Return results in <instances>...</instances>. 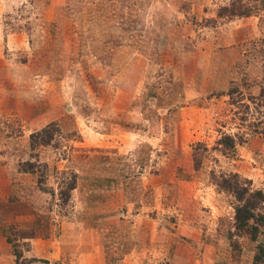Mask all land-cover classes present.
<instances>
[{"label":"rangeland","instance_id":"374dc122","mask_svg":"<svg viewBox=\"0 0 264 264\" xmlns=\"http://www.w3.org/2000/svg\"><path fill=\"white\" fill-rule=\"evenodd\" d=\"M261 4L0 0V264H256Z\"/></svg>","mask_w":264,"mask_h":264},{"label":"trees","instance_id":"16d2710c","mask_svg":"<svg viewBox=\"0 0 264 264\" xmlns=\"http://www.w3.org/2000/svg\"><path fill=\"white\" fill-rule=\"evenodd\" d=\"M261 2V6L264 7V0H261ZM227 7L224 6L226 11H228ZM251 12V7L245 6V8H229L228 13L248 15ZM260 82L257 102L264 105V58ZM258 121L263 122L261 116ZM217 140L226 148H232L235 145L234 138L227 133H223ZM244 181L246 180L238 177L236 173H228L220 176L218 185L228 190L236 199L234 226L239 230L246 227L251 232L252 237L260 241V245H257L258 252L255 253L253 259L256 264H264V245L261 244L264 243V193L259 188H250ZM259 235H261V238H257Z\"/></svg>","mask_w":264,"mask_h":264}]
</instances>
